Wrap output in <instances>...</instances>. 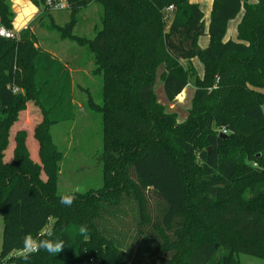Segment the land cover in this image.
I'll return each instance as SVG.
<instances>
[{"label": "trees", "instance_id": "trees-1", "mask_svg": "<svg viewBox=\"0 0 264 264\" xmlns=\"http://www.w3.org/2000/svg\"><path fill=\"white\" fill-rule=\"evenodd\" d=\"M29 1L41 13L53 9L46 0ZM63 1L71 19L53 26L60 38L87 48L91 73L102 82L101 105L86 89V106L102 116V187L71 193V206L60 203L61 152L48 126L74 117L69 66L35 48L28 27L17 38L0 36V263L239 264L238 253L264 258V93L255 90L264 86V0H213L206 29L199 5L189 0ZM91 2L102 10L101 27L93 38L74 35L76 14ZM241 10L236 39H225ZM13 19L10 0H0V25L12 30ZM205 33L208 44L200 48ZM195 57L203 64L191 98L198 111L188 128H179L162 117L154 83L161 68L164 97L174 101L194 76ZM29 102L41 115L31 137L38 162L24 130L15 133L11 158L4 160L9 131ZM215 125L228 134L214 132ZM128 204L136 210L135 227L127 233L111 228ZM81 225L87 236L79 233ZM49 232L65 240L60 253L10 256L28 236L38 242Z\"/></svg>", "mask_w": 264, "mask_h": 264}, {"label": "rangeland", "instance_id": "rangeland-1", "mask_svg": "<svg viewBox=\"0 0 264 264\" xmlns=\"http://www.w3.org/2000/svg\"><path fill=\"white\" fill-rule=\"evenodd\" d=\"M101 13L100 6L95 2H91L81 9L76 14L77 22L73 29L74 35L93 38L95 36V27L97 29L101 27ZM70 19L71 16L68 9H50L47 10V13L38 11L36 17L27 26L34 36L33 42L35 48L45 50L52 57L67 63L72 79L71 99L74 105L73 119L60 121L59 123L48 126L51 141L56 147V150L61 152L57 172V194H83L100 189L102 187V166L104 163L102 159V116L100 112L91 110L86 106V89L90 91L95 103L102 104L101 78L91 73L94 66L87 48L77 45L75 41H71L68 38H60L57 28L53 26L56 24L57 26L63 27ZM169 20H165V22L169 23ZM236 23L237 19L230 22L227 31L228 35L232 33L235 35ZM14 33V38H17L18 32L14 31ZM200 40L202 44L203 42L207 43V34L202 36ZM181 64L183 67H186L188 63L187 61H181ZM192 64L191 67L195 72L194 76H187L189 84L185 87L183 93L177 96L174 101L168 102L164 97L161 81L158 78L162 70L161 68L158 70L157 79L154 83L156 102L161 107L162 117L168 119L173 126L179 128H188V123L193 121L198 111L196 109L197 107L192 106L191 98L195 90V77L201 79L203 76V64L197 57L194 58ZM255 90L264 93V86L262 88H256ZM27 104L28 106L24 111H20L17 121L14 122L9 131V146L5 151L4 160L11 158L15 133L19 130H24L27 135L26 141L28 140V143L26 144L29 147L30 157L38 162L36 144L33 140L31 141V137L33 127L38 123L41 115L38 109L31 105L30 102ZM2 117L3 115L0 112V118ZM213 131L220 132V134L224 135L228 134V130L224 126H217ZM194 161H198L197 152H195ZM247 162L251 163L250 161ZM253 165L255 166V164ZM40 177L42 180L46 178L44 172H41ZM149 205L152 206V211L156 208L154 201H151ZM134 212H136L134 206L128 204L125 207V214L122 215L118 222L116 220L113 221L110 227L120 229L127 233L128 227L133 229L136 225ZM2 230L3 221L0 216V250ZM126 239L128 240L127 243H133L131 237ZM218 243L216 241L214 245L218 246ZM135 247L136 245L134 249ZM235 258L238 259L239 264H264L263 257L244 253L236 254ZM0 264L8 263L1 262Z\"/></svg>", "mask_w": 264, "mask_h": 264}, {"label": "crops", "instance_id": "crops-1", "mask_svg": "<svg viewBox=\"0 0 264 264\" xmlns=\"http://www.w3.org/2000/svg\"><path fill=\"white\" fill-rule=\"evenodd\" d=\"M189 1L191 3H195V4L199 5V7L203 13V20H204V25H205V29H206L208 22H209V18H210V11H211V6H212L213 0H189ZM254 1L255 0H251L250 2H254ZM11 3H12L11 7L14 11V19H13L12 26H13V30L15 32H18L21 29L26 28L28 26V24H30V22L38 14L39 9L29 0H11ZM242 15H243V10H241L239 12V14L236 16V18L233 19V20L237 19V23L235 25V35H233V33L228 35V33H227L228 27H227L225 39H229V38L230 39H236V34H237L236 27H237V24L239 23ZM233 20H231V21H233ZM230 22L228 23V26H229ZM205 35H206V33L202 36H205ZM202 36H200L198 39V44H199L200 48H204L208 44V40H207V43H205V42H203V44L201 43L200 38H202ZM203 38H205V37H203ZM207 39H208V36H207ZM191 61L193 63L194 58L191 59Z\"/></svg>", "mask_w": 264, "mask_h": 264}, {"label": "clouds", "instance_id": "clouds-1", "mask_svg": "<svg viewBox=\"0 0 264 264\" xmlns=\"http://www.w3.org/2000/svg\"><path fill=\"white\" fill-rule=\"evenodd\" d=\"M74 200V196L69 194H63L60 197V203L65 206H71ZM79 233L83 236H87L88 228L86 225H81L79 227ZM48 239H41L38 242H33L32 238H26L24 242V247L26 249L25 259H27V255L31 253H35L39 250H44L45 252L56 255L60 253L66 245L63 237H55L52 232L48 233Z\"/></svg>", "mask_w": 264, "mask_h": 264}, {"label": "built area", "instance_id": "built-area-1", "mask_svg": "<svg viewBox=\"0 0 264 264\" xmlns=\"http://www.w3.org/2000/svg\"><path fill=\"white\" fill-rule=\"evenodd\" d=\"M46 3L48 5H51L53 9H63L65 8V3L63 0H58L55 4L52 2V0H46ZM173 10V6L169 5L168 7H166L165 12H166V16L169 17L171 15V12ZM0 36L4 37V38H14L15 37V33L13 30H9L5 27H3L2 25H0ZM48 230L44 229L42 230L41 233H46ZM32 238L33 242H37L35 238L28 236L27 238ZM26 254V249L23 246L22 249L18 250V251H14L10 254V256H19V255H24ZM94 264V259L93 258H89L85 264Z\"/></svg>", "mask_w": 264, "mask_h": 264}]
</instances>
